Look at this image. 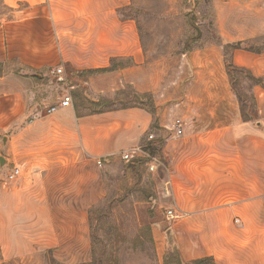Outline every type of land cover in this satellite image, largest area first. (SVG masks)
Instances as JSON below:
<instances>
[{
  "label": "crops",
  "instance_id": "crops-1",
  "mask_svg": "<svg viewBox=\"0 0 264 264\" xmlns=\"http://www.w3.org/2000/svg\"><path fill=\"white\" fill-rule=\"evenodd\" d=\"M135 5L0 0V128H15L2 143L0 260L38 264L52 251L87 261L104 168L123 152L156 147L160 198L182 214L167 221L163 212L167 226H154L159 264L174 249L183 262L169 264H264V48L243 45L264 38V0H214L220 40L184 50L179 70L153 57ZM227 57L263 81L252 87L254 120L242 117ZM11 62L17 71L6 70ZM61 66L65 79L52 72ZM47 76L64 91L50 95ZM126 89L150 94L154 111L113 102ZM67 94L70 106L47 112ZM13 167L21 175L7 183Z\"/></svg>",
  "mask_w": 264,
  "mask_h": 264
},
{
  "label": "rangeland",
  "instance_id": "rangeland-1",
  "mask_svg": "<svg viewBox=\"0 0 264 264\" xmlns=\"http://www.w3.org/2000/svg\"><path fill=\"white\" fill-rule=\"evenodd\" d=\"M134 2L140 30L153 57H166L170 66L176 63L178 70L184 59V50L205 45L209 40H220L214 15V0ZM6 12V9L0 7V17ZM243 45L251 49H262L264 38L249 40ZM5 68L10 71L18 70L12 62ZM2 71L3 67L0 66V72ZM41 79H45L44 83L50 85V95L64 91V85L59 84L54 77ZM235 80L236 90L245 103L246 115L257 118L256 105L252 100L253 81L244 73H235ZM119 105L112 104L114 107ZM13 129L15 128H0V158L6 154V150L2 149L4 136ZM143 149L148 150V147ZM157 151L158 148L152 155L159 156ZM124 153L120 159L104 168L106 194L90 209L88 223L91 248L88 260L66 262L55 258L60 262L55 263L51 261V257H54L51 251L38 264H89L94 257H97L99 264H159L154 231L157 238L159 236L154 226L160 221L164 224L163 212H166V204L160 198V174L157 170L150 169L147 156L141 155L130 162L123 159ZM7 169L6 162H0V183L4 181ZM151 237L154 238V244ZM0 264L37 262L0 260Z\"/></svg>",
  "mask_w": 264,
  "mask_h": 264
},
{
  "label": "trees",
  "instance_id": "trees-1",
  "mask_svg": "<svg viewBox=\"0 0 264 264\" xmlns=\"http://www.w3.org/2000/svg\"><path fill=\"white\" fill-rule=\"evenodd\" d=\"M241 44L237 43V44H229L227 45V49L229 50V48L231 47H239ZM251 49V48H250ZM226 68L228 71V74L230 76L231 82H232V87L236 93V95L238 96V99L240 101V107H241V113H242V117L244 120H254V117H248L246 115V111H245V103L243 102V99L241 97V94L236 90L235 87V73H244L246 74L249 79L251 81H253V85H257V84H262L263 81L261 78L256 77L250 70L246 69V68H241L238 67L236 65H234L229 58H226ZM252 100L255 104V97L254 94H252ZM113 102H118L121 103L123 106H129V105H151L152 106V110L154 111L153 108V102L151 99L150 94L148 93H138L135 91H129V89H126L122 92H120V94L113 100ZM104 104H108L106 102H104ZM156 150V147H148V152L150 154H152L154 151ZM151 242L154 244V238L151 237ZM94 243L92 242V245ZM155 251V248H154ZM176 261L177 263H182L183 261L180 259L178 252L174 249L169 256H166L165 258V264H169L173 261ZM51 261L55 262V263H60L58 262L54 257H51ZM190 264H216L215 260L213 257H205V258H201V259H195V260H191L189 262ZM89 264H99V260L97 259V257L93 258L92 261Z\"/></svg>",
  "mask_w": 264,
  "mask_h": 264
},
{
  "label": "built area",
  "instance_id": "built-area-1",
  "mask_svg": "<svg viewBox=\"0 0 264 264\" xmlns=\"http://www.w3.org/2000/svg\"><path fill=\"white\" fill-rule=\"evenodd\" d=\"M53 73H56L62 77V79H65V69L63 66L58 67L57 69L52 71ZM72 103V98L69 94L65 95L63 99L60 101V104L58 105H52L47 109L48 113H52L58 109L59 106H70ZM173 128L176 129L177 134L183 133V126H182V120L180 118H176L173 123ZM150 138H153V135L149 136ZM141 155H145L148 158L147 164L149 165L151 170H156L158 166L160 165V159L152 154H150L147 150H144L142 147H136L128 152H125L122 157L123 159L127 161H134L136 157H139ZM21 174V170L18 167H13L6 175V178L8 181H15L18 179V177ZM182 214L176 212V210L169 208L166 209L165 212V218L167 221L174 220L178 217H180Z\"/></svg>",
  "mask_w": 264,
  "mask_h": 264
},
{
  "label": "water",
  "instance_id": "water-1",
  "mask_svg": "<svg viewBox=\"0 0 264 264\" xmlns=\"http://www.w3.org/2000/svg\"><path fill=\"white\" fill-rule=\"evenodd\" d=\"M0 162H1V164L4 163L5 162V158L4 157H1L0 158Z\"/></svg>",
  "mask_w": 264,
  "mask_h": 264
}]
</instances>
